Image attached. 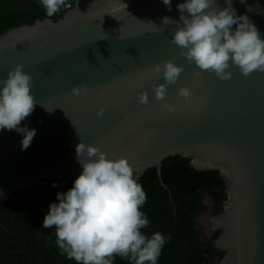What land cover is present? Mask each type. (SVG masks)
Returning <instances> with one entry per match:
<instances>
[{"label":"water","instance_id":"1","mask_svg":"<svg viewBox=\"0 0 264 264\" xmlns=\"http://www.w3.org/2000/svg\"><path fill=\"white\" fill-rule=\"evenodd\" d=\"M183 2L171 0L168 11L162 0H93L85 9L77 0L57 20L0 34V78L24 65L37 101L20 125L36 130L27 150H21V134L0 130V203L76 179L81 140L109 158L127 157L138 183L151 168L161 176L165 159L182 156L200 172H219L226 185L227 200L210 227L220 231L214 244L225 254L218 264H264V72L245 77L233 66L230 80L197 75L171 43L176 25L161 24L165 16L179 21L176 5ZM231 2L264 39V0ZM170 59L184 67L168 85L165 100L173 112L155 99L153 85L164 80L150 71ZM77 85L87 91L73 95ZM182 86L192 90L190 101L176 94ZM143 90L147 105L137 99Z\"/></svg>","mask_w":264,"mask_h":264},{"label":"clouds","instance_id":"2","mask_svg":"<svg viewBox=\"0 0 264 264\" xmlns=\"http://www.w3.org/2000/svg\"><path fill=\"white\" fill-rule=\"evenodd\" d=\"M39 2L47 17L56 15L62 7H71L67 0ZM162 2L171 11V0ZM224 2L227 7L221 8L217 0H184L176 5L179 21L165 16L161 24L176 25L171 43L179 49V57L195 64L199 69L197 75L208 72L220 80H230L229 69L233 66L245 77L264 72V39L247 15L236 14L231 0ZM150 71L164 80L153 85L155 99L165 101L163 108L168 112L175 111V105L165 98L168 85L177 82L184 67L170 59L155 64ZM32 82V75L22 64H16L6 77L0 78V130L21 134L22 151L28 149L36 135L35 129L20 126L37 104L31 93ZM86 91L87 86L80 85L71 89L75 96ZM176 94L187 102L193 93L182 86ZM137 99L147 105V90L141 91ZM101 115L102 110L97 112V116ZM75 152L82 171L69 190L56 194L58 203L49 205L43 219L44 228H55L59 254L76 264H114L116 256L131 264H157L169 238L160 232L151 236L141 232L149 220L141 211L147 196L135 178L138 169L127 157L109 158L107 153L82 140ZM53 187L57 185L54 183Z\"/></svg>","mask_w":264,"mask_h":264},{"label":"trees","instance_id":"3","mask_svg":"<svg viewBox=\"0 0 264 264\" xmlns=\"http://www.w3.org/2000/svg\"><path fill=\"white\" fill-rule=\"evenodd\" d=\"M92 1L80 0V7L85 9ZM67 2L71 7H62L56 15L47 17L39 0H0V34L36 20H57L74 8L77 0ZM74 180L53 181L17 192L0 203V264H76L59 254L55 228L43 227L49 205L58 203L56 194L69 190ZM54 183L57 187H53ZM139 183L147 196L141 211L149 220L142 234L160 232L169 238L157 264H218L222 260L225 254L214 244L220 231L205 240L197 222L206 210V197L215 201L217 212L227 200L226 185L219 172H200L189 158L173 156L163 161L161 176L151 168ZM114 264L131 262L116 256Z\"/></svg>","mask_w":264,"mask_h":264},{"label":"rangeland","instance_id":"4","mask_svg":"<svg viewBox=\"0 0 264 264\" xmlns=\"http://www.w3.org/2000/svg\"><path fill=\"white\" fill-rule=\"evenodd\" d=\"M205 205H206V211L198 219V228L202 230L204 238H206L210 233V228L208 229V227L206 226V222L208 223L210 220H212L214 217H216L219 214V212H217L215 208L213 209L212 201L210 198L208 197L205 198Z\"/></svg>","mask_w":264,"mask_h":264},{"label":"flooded vegetation","instance_id":"5","mask_svg":"<svg viewBox=\"0 0 264 264\" xmlns=\"http://www.w3.org/2000/svg\"><path fill=\"white\" fill-rule=\"evenodd\" d=\"M208 198H210V197H208ZM211 199V198H210ZM211 201H212V206H213V209L215 208V206H216V203H215V201L213 200V199H211ZM204 202H205V200H204ZM206 206V205H205ZM206 211V210H205ZM205 211L199 216V217H201L204 213H205ZM221 210H219L218 212H220ZM211 213H212V210H211ZM199 217L197 218V222H198V219H199ZM211 225H212V220H210L208 223L206 222V226L208 227V229L211 227ZM211 233V234H210ZM209 233V235L206 237V238H204L205 240H208V239H210L212 236H213V234H214V232H210Z\"/></svg>","mask_w":264,"mask_h":264}]
</instances>
